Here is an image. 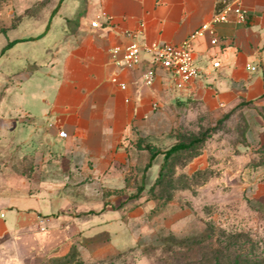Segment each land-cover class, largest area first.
Instances as JSON below:
<instances>
[{
  "label": "crops",
  "instance_id": "0c3cea01",
  "mask_svg": "<svg viewBox=\"0 0 264 264\" xmlns=\"http://www.w3.org/2000/svg\"><path fill=\"white\" fill-rule=\"evenodd\" d=\"M225 1L64 0L43 19L12 14V0H0V62L17 67L2 87L9 100L0 105L7 153L18 147L24 178L27 166L39 163L35 182L0 184V264L62 257L78 239L84 260H102L108 253L89 241L133 240L113 195L133 189L127 178L136 171L139 141L169 144L180 126L175 115L190 101L214 113L240 107L248 116L247 141L264 142V0H243L246 21L213 23ZM205 23L219 42L212 44L208 32L193 41L200 75L181 87L163 70L147 85L144 52L134 65L112 59L111 49L124 48L139 31L140 42L179 45ZM202 162L196 156L191 166ZM263 167L254 183L258 197Z\"/></svg>",
  "mask_w": 264,
  "mask_h": 264
},
{
  "label": "rangeland",
  "instance_id": "374dc122",
  "mask_svg": "<svg viewBox=\"0 0 264 264\" xmlns=\"http://www.w3.org/2000/svg\"><path fill=\"white\" fill-rule=\"evenodd\" d=\"M57 2L12 0L9 9L18 16L45 19ZM10 48L6 46L1 51ZM15 68L13 63L0 62L1 107L9 101L2 97L3 79ZM247 119L240 107L214 113L198 101L187 103L175 115L180 126L174 139L160 148L205 134L203 142L175 154L165 163L159 181L156 179L163 155L146 170L149 152L135 148L136 171L127 178L133 189L113 195L120 203L113 208L122 213L133 240L113 243L108 236H102L100 241L91 240L90 248H100L108 256L84 260L78 239L74 244L78 258L56 262L45 257L36 264H264V195L258 197L254 193V183L259 181L264 166V142L247 141ZM7 140L0 119V184L6 183L4 179L12 185L24 180L35 182L32 172L39 169V163L27 166L24 178L18 147L8 154ZM197 153L204 162L194 169L191 163ZM143 181L146 186L139 191ZM130 213L133 217H129Z\"/></svg>",
  "mask_w": 264,
  "mask_h": 264
},
{
  "label": "built area",
  "instance_id": "2783aa9c",
  "mask_svg": "<svg viewBox=\"0 0 264 264\" xmlns=\"http://www.w3.org/2000/svg\"><path fill=\"white\" fill-rule=\"evenodd\" d=\"M102 16H107L106 12L102 13ZM232 18L238 21H246L248 18V10L243 4V0H226L223 9L217 13L213 19V23L227 22ZM98 21H93L92 26L97 27ZM208 32L211 36V43L217 44L219 37L216 34L215 29L210 24H203L201 27L193 31L181 44L175 45L168 42L152 41V42H140L135 38L124 48L114 47L111 49L112 59L118 66H129L136 64L140 59L141 52H144L150 57V64L144 73L145 83L152 85L156 73L159 70L168 71L176 79L177 85L181 87L185 83H188L200 75V69L197 66L193 51V41ZM123 53V56L119 58V54ZM214 67H219V62H214ZM255 70L256 67H251ZM60 137H66L65 131L59 132ZM44 230V228L42 227Z\"/></svg>",
  "mask_w": 264,
  "mask_h": 264
},
{
  "label": "trees",
  "instance_id": "16d2710c",
  "mask_svg": "<svg viewBox=\"0 0 264 264\" xmlns=\"http://www.w3.org/2000/svg\"><path fill=\"white\" fill-rule=\"evenodd\" d=\"M63 1L64 0H58L57 4L55 5V7L51 11L50 18L52 16H54L58 12V10L61 7V4H62ZM49 26H50V23L48 22L47 25H46V28H45V30H44V32L42 34H45L47 32V30L49 29ZM15 42H17V40L10 42L7 45V47L8 46H12ZM204 138H205V134H203L201 136H198V137H195L192 140H190L189 142L178 141V142H175L174 144H172L171 146H169L166 149H161V148H158V147H156L154 145H151L149 143H145L143 141H139L138 148L146 149L149 152L150 156H149L148 164L146 166V170L151 168V166L153 165L154 160L160 154L163 155V163L160 166L159 174H158V177L156 179V181H159L161 179V177H162V171H163V167H164L165 163H167L175 154H177L179 152L191 150L194 146L202 143ZM197 155H198V153L194 154L193 157H196ZM145 186H146L145 185V181H143L141 183L139 191H142L145 188ZM75 248L76 247L73 244L71 250L65 256H62V257H51L50 260H54L56 262H61V261L70 262L73 259H75L76 257L77 258L79 257V254L75 253V251H76Z\"/></svg>",
  "mask_w": 264,
  "mask_h": 264
}]
</instances>
